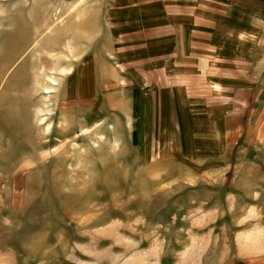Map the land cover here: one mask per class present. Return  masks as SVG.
<instances>
[{"label": "rangeland", "instance_id": "1", "mask_svg": "<svg viewBox=\"0 0 264 264\" xmlns=\"http://www.w3.org/2000/svg\"><path fill=\"white\" fill-rule=\"evenodd\" d=\"M82 1L0 0V264H264L262 127L217 164L136 142L112 69L82 102L85 58L108 62L74 44Z\"/></svg>", "mask_w": 264, "mask_h": 264}, {"label": "crops", "instance_id": "2", "mask_svg": "<svg viewBox=\"0 0 264 264\" xmlns=\"http://www.w3.org/2000/svg\"><path fill=\"white\" fill-rule=\"evenodd\" d=\"M83 1V36L74 44L109 62L85 58L93 72L79 78L83 103L85 84L94 93L110 83L94 69L110 68L111 108L159 156L217 164L237 143L253 147L264 131V0ZM8 107L0 96V148Z\"/></svg>", "mask_w": 264, "mask_h": 264}, {"label": "bare ground", "instance_id": "3", "mask_svg": "<svg viewBox=\"0 0 264 264\" xmlns=\"http://www.w3.org/2000/svg\"><path fill=\"white\" fill-rule=\"evenodd\" d=\"M47 93H49V92H47Z\"/></svg>", "mask_w": 264, "mask_h": 264}]
</instances>
